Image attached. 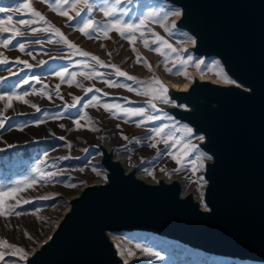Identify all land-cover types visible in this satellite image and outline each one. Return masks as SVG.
<instances>
[{
  "label": "rangeland",
  "instance_id": "obj_1",
  "mask_svg": "<svg viewBox=\"0 0 264 264\" xmlns=\"http://www.w3.org/2000/svg\"><path fill=\"white\" fill-rule=\"evenodd\" d=\"M74 2L0 0V8L6 10L0 12V20L7 21L11 16L12 23L6 26L20 33L17 36H13L12 31L0 33V40L12 39L7 48L0 45V60L7 59L6 63H0V96L4 97L0 99V122L3 123L0 127V189L17 187L20 181L28 182L20 185L24 190L14 194L15 199L6 200V205L13 206L20 201L14 209L20 215L0 216V240L23 248L25 259L52 233L69 207V200L85 186L104 177L100 145L111 150L125 168L135 166L136 175L146 182L177 177L185 192L200 194L202 167L208 161L203 152V157L200 156L197 148L201 135H189L188 127L167 119L166 106L157 97L165 95L163 79L181 85L193 70L218 82L224 81L212 62L204 64L203 61L197 69V60L189 55L190 40L178 36L171 28L177 17L176 10L147 0H89V8H84L82 3L73 8ZM25 4L29 7L25 8ZM49 4L54 8L59 5L57 11H64L66 15H58ZM33 9L41 13L44 20L32 16ZM105 10H111L112 16H106ZM77 11H81L80 16L76 15ZM89 19L93 24L85 28L88 36L84 37L79 29ZM115 19L120 23L117 26L129 32L124 38L112 31L110 25ZM20 20L36 22L23 26ZM48 24L77 47H69ZM128 25L145 26L147 30L139 32L129 29ZM105 31L109 37H100ZM129 38L132 47H126L124 55L139 56V62L138 58L133 65L122 61L113 69L109 65L118 60L116 57L100 58L106 48L117 46L120 49V44ZM77 49L89 54L93 51V56L102 64L93 60L91 54L80 55ZM123 67L121 72L126 76L116 77V69ZM83 73L89 74V78L84 79ZM93 73L108 78L94 79ZM105 81H115L122 86L109 87L104 85ZM9 102L10 108L7 107ZM166 103L172 104L168 99ZM103 105L110 106V111ZM137 109H143V115L133 114ZM157 130H161L159 135ZM153 144L155 147L151 146ZM173 157L180 159L181 164ZM52 173L55 175H50ZM45 196L49 198L42 199ZM25 200L29 202L24 203ZM115 242L128 259L122 264H217L209 254L189 251L149 233L116 232ZM0 251L5 252L0 264H24L25 259L11 255L9 249L0 248ZM227 264L241 262L229 260Z\"/></svg>",
  "mask_w": 264,
  "mask_h": 264
},
{
  "label": "water",
  "instance_id": "obj_2",
  "mask_svg": "<svg viewBox=\"0 0 264 264\" xmlns=\"http://www.w3.org/2000/svg\"><path fill=\"white\" fill-rule=\"evenodd\" d=\"M182 9L177 26L196 38L191 48L216 55L249 92L200 83L187 92L165 85L174 107L211 162L203 165V206L181 185L146 182L125 172L100 145L106 182L87 185L51 240L24 264H122L104 232H145L177 240L205 254L264 263V0H168ZM184 107V109H181Z\"/></svg>",
  "mask_w": 264,
  "mask_h": 264
},
{
  "label": "bare ground",
  "instance_id": "obj_3",
  "mask_svg": "<svg viewBox=\"0 0 264 264\" xmlns=\"http://www.w3.org/2000/svg\"><path fill=\"white\" fill-rule=\"evenodd\" d=\"M138 1V0H137ZM147 2H150V3H156L157 5H161L162 7H165V8H167V9H171V10H176L177 11V13L178 14H176L177 15V17L173 20V22H172V24H171V28H172V30H173V32L174 33H176L178 36H181V37H183V38H186L187 40H190V46H191V48H193L194 46H195V44H196V38H195V36L190 32V31H188L186 28H181V27H178L177 26V22L181 19V17H182V9L178 6V5H176V4H174V3H172V2H170V1H168V0H147ZM120 3V2H119ZM103 11V10H102ZM114 12V11H113ZM117 13H115L114 15H116ZM112 16V15H111ZM109 18V17H108ZM111 18V17H110ZM150 18V17H149ZM112 19V18H111ZM115 21H116V19H115ZM113 23V22H112ZM138 23V22H137ZM118 24H120V23H118ZM139 24V23H138ZM112 25V24H111ZM110 25V26H111ZM129 26V25H128ZM133 27L131 28V29H133V30H136V31H139V32H141V31H144V29H146L147 30V27H145V26H143V27H140V26H134V25H132ZM116 27L117 28H120L123 32H124V34H129V32L128 31H125L124 29H123V26H121V25H116ZM161 29L163 30V33L165 32L164 31V26H162L161 27ZM129 30V29H128ZM87 31V30H86ZM85 31V32H86ZM112 31L113 32H115V33H117L118 31H116V30H114V29H112ZM156 32V31H155ZM115 33H113L114 35H116ZM118 33H120V32H118ZM81 34V33H80ZM82 35L85 37H87L88 35H85V34H83L82 33ZM121 36V35H120ZM119 36V37H120ZM132 36V35H131ZM155 36V35H154ZM100 37H102V38H108L109 37V35L107 34V35H105V34H102ZM160 37V36H159ZM140 38V37H139ZM143 40V39H142ZM144 41V40H143ZM189 42V41H188ZM95 43H97V42H95ZM139 44V43H138ZM189 44V43H188ZM143 45H146V44H144L143 43ZM113 46V45H112ZM120 46H121V48L119 49L117 46H113V47H111V48H106L105 50H104V52H103V54H102V56H100V58L101 57H103V58H106V59H112L113 57H116V59H118V60H113V62H111V61H109V62H111V65H109L111 68H113V69H115V67H117V65L119 64L120 65V63H122V61H126L125 62V64L127 63V64H129V65H133V64H135V62H136V60H137V58L139 57V56H135V57H133L131 54L132 53H130V54H126V55H124V51H125V48L126 47H132V43H130L129 42V40L128 41H126V42H122L121 44H120ZM133 46H134V44H133ZM138 46V45H137ZM148 46V45H147ZM77 47V46H76ZM93 52V51H92ZM90 53L91 55L90 56H93V53ZM190 52V54L189 55H191L192 57H194L196 60H197V62H198V64L197 65H199V64H201L203 61H204V64L206 63L207 64V62H212L213 64H214V66L219 70V72H220V74L221 75H223V74H226L228 77H229V79L231 80V81H233V83H226L225 81H223V82H218V81H216V80H214V79H212V78H208V77H204V76H202V75H200V73H198V71L197 70H193L192 71V73H191V75H190V77H189V79L188 80H186L183 84H181V85H177V84H173V83H171V82H168V81H166V80H164L163 79V81H164V85H166V86H168V88H171L172 90H174V91H177V92H187L190 88H191V86L194 84V80L195 79H197L198 80V82H200V83H203V82H206V83H210V84H212V85H217V86H222V87H229V86H233V87H237V88H240V89H243V91H246V92H249L250 90L248 89V87H245L242 83H240V82H238V81H236L234 78H232L228 73H227V71H226V69H225V66L223 65V63H222V61L220 60V58L218 57V56H216V55H210V56H204V55H199V54H197V53H195L192 49H191V51H189ZM109 53H111V55H109ZM116 53V54H115ZM146 54V56H151V54H149V53H145ZM152 58V57H151ZM102 59V58H101ZM124 65V64H123ZM114 66V67H113ZM126 67V66H125ZM107 68V67H106ZM197 69H198V67H197ZM201 69V68H200ZM119 70H120V72L122 71V70H124V67L123 68H119ZM118 74V73H117ZM116 74V77H118L119 75H117ZM93 75V78L95 79V78H97L98 76H100L101 78H104V79H107L108 77L107 76H102V75H99L98 73H96V74H92ZM113 76V75H112ZM83 78L84 79H87V78H89V74H84L83 73ZM78 83V82H77ZM104 85H108L107 83H104ZM93 85H92V83L90 84V87H92ZM103 86V85H102ZM105 95V94H104ZM151 95V94H150ZM149 97H151V96H149ZM163 106H166V107H174L175 106V103L174 102H172V104H170V105H168V103H166V102H164V103H161ZM162 106V107H163ZM181 109H184V107H181ZM167 114V113H166ZM167 116V119H169L172 123L173 122H175L174 121V119H173V116L172 115H170V114H168V115H166ZM179 123H181L182 125H184L185 127H188V128H190L191 129V127L187 124V123H185V122H179ZM200 140V139H199ZM198 140V143L199 142H201L202 140H200L199 141ZM197 142V141H196ZM196 144V143H195ZM199 150V154L202 152L200 149H198ZM205 158V157H204ZM208 158V162H211V158L208 156L207 157ZM112 160L113 161H119L121 164H122V166H123V163L117 158V157H114V156H112ZM133 167H135V166H133ZM133 167H131L130 169L129 168H125L124 166H123V168H124V170H125V172L127 173V172H129V171H131L132 169H133ZM204 167V166H203ZM202 167V168H203ZM137 170V169H136ZM138 172V171H137ZM139 176V175H138ZM137 176V177H138ZM160 178H162L163 179V181L164 182H166V183H171L172 181H174V180H176V181H178L179 183H180V185H181V196L182 197H185V196H187L190 192L188 191V192H185V190L183 189V187H182V184H181V181H180V179H178L177 177H160ZM160 178H158L157 179V181L155 182V183H157L158 182V180L160 179ZM106 182V179H105V176L104 177H102V179H100L99 181H96V182H93V183H91V184H89V185H101V184H104ZM205 186H206V182L203 180V182H202V189H201V192H200V194H193V197L196 199V200H198L200 203H201V210L202 211H208V208L206 207V206H203V195H204V189H205ZM80 194V193H79ZM78 194V195H79ZM78 195L77 196H75L74 198H77L78 197ZM73 198V199H74ZM69 209H70V205H69V207L66 209V211H65V213H64V215L69 211ZM63 215V216H64ZM63 216L60 218V220H59V222H58V224H56L55 225V227H54V229H53V231H52V233L42 242V244H41V246H43V245H45L46 243H48L50 240H51V238H52V235H53V233L56 231V229H57V227H58V225H59V223H60V221H62V219H63ZM115 233L116 232H110V231H106V232H104V236H106V239L109 241V243H111L112 244V247H113V250H114V252H115V254H116V256L120 259V260H122L123 261V263L124 262H128V259L125 257V254H124V251H123V249H122V247L121 246H119L116 242H115ZM134 233H145V232H134ZM155 235V234H154ZM156 237H159V238H161L162 240H164L165 242H167V243H171V244H177V245H179V246H181V247H183V248H185V249H187V250H189V251H194V252H201L200 250H198V249H194V248H192V247H189L188 245H185V244H183V243H181V242H179V241H177V240H174V239H169V238H166V237H161V236H159V235H155ZM40 248V247H39ZM39 248H37L36 250H38ZM35 253V251H33L32 253H31V255L30 256H28L27 257V259L28 258H30L33 254ZM211 257H213L215 260H216V262H217V264H227V261H231V260H234V259H231V258H229V257H224V256H217V255H213V254H209ZM239 262H241V264H264V263H261V262H257V261H250V260H239Z\"/></svg>",
  "mask_w": 264,
  "mask_h": 264
},
{
  "label": "snow or ice",
  "instance_id": "obj_4",
  "mask_svg": "<svg viewBox=\"0 0 264 264\" xmlns=\"http://www.w3.org/2000/svg\"><path fill=\"white\" fill-rule=\"evenodd\" d=\"M42 2H46V0H42ZM63 3H68L69 0H62ZM77 3H82L84 8H89L90 7V3H89V0H75V2L72 4V7L75 8L76 4ZM25 8L29 7V4H25L24 5ZM49 7L51 10L53 11H57V8L59 7V5H57V7H53L51 4H49ZM6 11L5 9L3 8H0V12H4ZM81 11H83V9H81ZM81 11H77L76 15L77 16H80L81 14ZM32 16L34 17H38L40 20H44V17L41 15V13H39L38 11L36 10H32ZM57 14L58 15H66V12L64 11H57ZM106 16L108 15H112L113 13L111 12V10H105V13H104ZM178 14V13H176ZM36 21L35 20H20L19 21V24L20 25H23V26H29L31 23H35ZM12 23V17L9 16L7 18V21H4V20H0V33H6V32H9V31H12L13 32V36H17V35H20V33L15 30V29H12L6 25H10ZM45 23H48L46 20H45ZM119 23V21H114L111 25V28L120 32V35L122 38H124V32L120 29V28H117L116 25ZM93 24V21H91L90 19L85 21L84 22V27L80 28L79 30L85 34V35H88L87 32H85V28H89L91 27V25ZM48 27L49 28H52L53 31H55L57 34H59L61 36L62 39L63 38V35L59 33V30L58 29H55L53 25L51 24H48ZM133 26L129 25L128 28L131 29ZM105 35H107V31H105ZM157 39L159 40L160 38L157 37ZM64 42L68 44L69 47L71 48H75L76 46L73 45V44H70L68 43V41L66 39H64ZM129 42L132 43V40L131 38H129ZM12 43V39H4V40H0V45H2L3 47L7 48L9 46V44ZM147 46V44L145 45ZM20 50L23 51L24 50V46L23 44H21L20 46ZM77 51H79L77 49ZM157 51H159V49H157ZM79 54L82 55V56H89L90 54L87 53V52H82V51H79ZM109 55H111V53H109ZM93 60H97L98 63H101L100 61H98V58L93 56L92 57ZM7 62V59H3V60H0V63H6ZM139 62V58H138V61ZM17 63H21V61H17ZM114 67V66H113ZM197 67H199V65H197ZM118 75L120 76H126V73H123V72H120L119 69H116ZM57 75H61L60 73H57ZM222 78L223 80L226 82V83H233V81H231L229 79V77L226 75V74H223L222 75ZM127 79L129 80H134V77H131V76H127ZM25 83H27V81H25ZM105 83L108 84L109 87H112V86H122V85H116L115 81H112V82H109V81H105ZM157 84H159V81L157 80L156 81ZM162 87V86H161ZM87 91H91V89H88ZM99 91V90H97ZM165 95L162 96V97H157L159 99L162 100V102H167V97H166V89L163 90ZM25 95H27V93H25ZM0 99H4V97L0 96ZM12 97L9 98V101H11ZM17 99H21L19 97H17ZM26 103V101H24ZM7 107H12V104L11 102H9L7 104ZM33 107H35V105H33ZM103 107L105 108L106 111H110V106L108 105H103ZM115 107L119 108V105H116ZM153 108H155V105L153 104L152 105ZM37 111H39V108H37ZM127 111H132V110H127ZM143 109H137L135 110V112L133 114L135 115H143ZM152 117H149V119H151ZM127 122V121H125ZM75 123L79 126V120H76ZM0 127H3V123L0 122ZM63 127V126H61ZM89 130L91 131H96L98 129H95V128H89ZM161 130H157V135H159ZM186 131L188 132V134L190 135L192 133V130L190 128L186 129ZM124 139H127V137H123ZM200 140H203L204 138L202 136L199 137ZM152 147H155V145H151ZM201 157H203V153L200 154ZM174 159H176V157H173ZM176 162L177 164H181V160L180 159H176ZM181 169L178 168L176 169L177 172H179ZM52 176L55 175V173H52L50 174ZM35 181H33L34 183ZM28 182L27 181H20L18 182V185L17 187H14V188H10V189H0V216H4L5 218L8 216V215H11V214H16V215H20V213H15L14 212V209L15 207H18L20 205V201L17 200V203L15 206L13 205H6V200L7 199H15V195L16 193H19L20 191L24 190L23 188L20 187V185H23V184H27ZM69 187H75V185H67ZM49 197L45 196V197H42V199H48ZM29 201L25 200L24 203H28ZM25 235L27 236L28 233L25 232ZM31 239V237H29ZM0 248H6V249H9L10 250V254L11 255H14V256H18L20 259H25L26 258V253H25V250L23 248H20V247H17L16 245L14 244H10L7 240H0ZM146 251V250H145ZM129 255H134V253H131L129 252ZM5 258V252L4 251H0V261H3Z\"/></svg>",
  "mask_w": 264,
  "mask_h": 264
}]
</instances>
